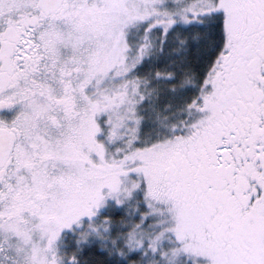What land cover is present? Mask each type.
<instances>
[{
	"label": "snow or ice",
	"instance_id": "obj_1",
	"mask_svg": "<svg viewBox=\"0 0 264 264\" xmlns=\"http://www.w3.org/2000/svg\"><path fill=\"white\" fill-rule=\"evenodd\" d=\"M0 264H264V0H0Z\"/></svg>",
	"mask_w": 264,
	"mask_h": 264
}]
</instances>
